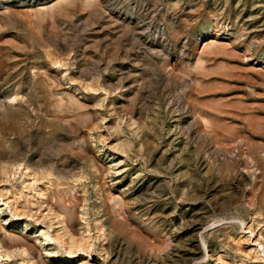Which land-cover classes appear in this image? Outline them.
Wrapping results in <instances>:
<instances>
[{
  "label": "rangeland",
  "instance_id": "rangeland-1",
  "mask_svg": "<svg viewBox=\"0 0 264 264\" xmlns=\"http://www.w3.org/2000/svg\"><path fill=\"white\" fill-rule=\"evenodd\" d=\"M0 264H264V0H0Z\"/></svg>",
  "mask_w": 264,
  "mask_h": 264
},
{
  "label": "bare ground",
  "instance_id": "bare-ground-1",
  "mask_svg": "<svg viewBox=\"0 0 264 264\" xmlns=\"http://www.w3.org/2000/svg\"><path fill=\"white\" fill-rule=\"evenodd\" d=\"M258 244L254 243V246H257Z\"/></svg>",
  "mask_w": 264,
  "mask_h": 264
}]
</instances>
